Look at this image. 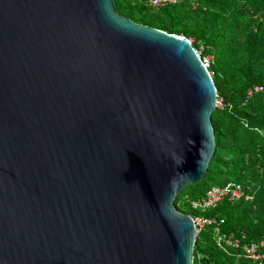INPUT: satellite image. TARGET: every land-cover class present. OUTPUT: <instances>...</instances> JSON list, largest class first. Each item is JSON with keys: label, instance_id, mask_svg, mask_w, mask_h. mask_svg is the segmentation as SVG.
<instances>
[{"label": "water", "instance_id": "95a60500", "mask_svg": "<svg viewBox=\"0 0 264 264\" xmlns=\"http://www.w3.org/2000/svg\"><path fill=\"white\" fill-rule=\"evenodd\" d=\"M216 88L113 0H0V264H193Z\"/></svg>", "mask_w": 264, "mask_h": 264}, {"label": "trees", "instance_id": "16d2710c", "mask_svg": "<svg viewBox=\"0 0 264 264\" xmlns=\"http://www.w3.org/2000/svg\"><path fill=\"white\" fill-rule=\"evenodd\" d=\"M147 1L113 0V6L137 24L193 38L192 46L211 59L207 69L224 103L211 115L216 150L207 173L203 181L184 188L174 206L192 218L222 220L221 232L241 244L256 243L264 253V0H186L157 10L149 9ZM254 87L262 91L248 98ZM228 183L248 187L254 199L223 200L210 210L191 206L212 187ZM240 254L239 249H219L213 227H207L196 236L192 263L251 264Z\"/></svg>", "mask_w": 264, "mask_h": 264}, {"label": "built area", "instance_id": "2783aa9c", "mask_svg": "<svg viewBox=\"0 0 264 264\" xmlns=\"http://www.w3.org/2000/svg\"><path fill=\"white\" fill-rule=\"evenodd\" d=\"M185 1L186 0H148L146 6L151 10H157L165 7L176 6ZM190 4L192 9H195L197 6V4L193 1H190ZM188 42L190 43L189 40ZM202 63L208 68L211 63V59H203ZM210 75L212 76V73H210ZM261 91V87H254L248 91L247 97L251 98L254 93ZM223 107L224 103L222 99L217 97L216 108ZM253 199L254 195L248 187H243L242 185L236 183H228L223 187H212L205 193L202 199L197 202H190V204L194 209L210 210L214 209L223 200L228 202H236L240 200L251 202ZM191 219L194 224L196 236L204 228L213 227L214 242L219 249L224 252L227 251L228 248L239 249L241 253L239 257L249 261L251 264H264V253L260 252V248L256 243L241 244L237 238L221 232L220 226L223 224L222 220L215 222L214 220L201 216L191 217Z\"/></svg>", "mask_w": 264, "mask_h": 264}, {"label": "rangeland", "instance_id": "374dc122", "mask_svg": "<svg viewBox=\"0 0 264 264\" xmlns=\"http://www.w3.org/2000/svg\"><path fill=\"white\" fill-rule=\"evenodd\" d=\"M155 15V14H154ZM153 16V15H152ZM187 40H189L190 41V43H191V45H192V43L194 42V39L193 38H189V39H187ZM194 48V47H193ZM194 50L197 52V54L199 55V57L201 58V60H203V59H209V57H202L201 56V53H202V48L200 47V48H194Z\"/></svg>", "mask_w": 264, "mask_h": 264}]
</instances>
